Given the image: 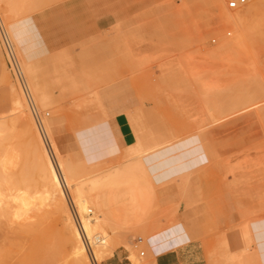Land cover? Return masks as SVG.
Instances as JSON below:
<instances>
[{"label": "rangeland", "instance_id": "374dc122", "mask_svg": "<svg viewBox=\"0 0 264 264\" xmlns=\"http://www.w3.org/2000/svg\"><path fill=\"white\" fill-rule=\"evenodd\" d=\"M9 1L0 6L12 53L0 35V264L21 263L18 246L32 244L37 225L47 236L64 226L58 197L42 202V175L25 169L37 164L28 119L75 227L60 160L87 217L112 239L96 264L179 248L194 253L187 263L264 264V3L243 39L223 26L222 0H14L12 12ZM244 1L236 9L254 0ZM107 110L126 114L132 144L113 142ZM23 194L30 221L18 218Z\"/></svg>", "mask_w": 264, "mask_h": 264}, {"label": "bare ground", "instance_id": "6f19581e", "mask_svg": "<svg viewBox=\"0 0 264 264\" xmlns=\"http://www.w3.org/2000/svg\"><path fill=\"white\" fill-rule=\"evenodd\" d=\"M4 2L5 0H0V6ZM13 2L14 0H12V3L11 2L9 3V4H12L10 9L12 8V6H15ZM223 2H225V0H222V3ZM222 3H220L221 4L220 5L221 6L220 7L221 8L220 17H221V22L223 26L229 28L231 31V33L228 35H231L232 33H234L235 35H239L241 36V38L245 39V34L248 30V26L251 20L254 19V17L258 13L259 7H261V3H264V0H254L244 10H242L241 8L229 10ZM13 10L11 9L10 12H12ZM10 12H9V16L12 15L10 14ZM13 13L16 14V12H13ZM12 31H14V29H12ZM0 35L2 36L3 41L7 46L9 55L12 59V53L10 51L11 50L10 39L1 21V18H0ZM221 39L222 38L220 37V40ZM14 60H12L13 63H14ZM22 79L24 80V78ZM23 80L21 81L19 79L21 83H25L23 82ZM25 88H26L25 90V95H26L27 88H28L27 85ZM26 98L27 100H29L28 101L29 103L28 102L27 103L30 105L31 98H29L28 95H26ZM21 99L23 101V97ZM21 99L18 96L17 97L14 96L13 98V106H14L13 108H15V111L16 112L18 111L19 113L22 112L21 108H23V103H24V102L22 103ZM18 119L22 121L21 120L22 117ZM28 120H29L28 122L27 121L23 122V127L25 130H30V133L32 136L31 138L33 139V145L35 147V150L37 151V157H36L37 164H36V167H34L33 169L31 167H25V169L29 172L31 171L32 173L34 172V170H36L38 174L42 175L43 180H44L43 182L44 189L41 192L42 202H49V201L51 202V199L53 201V198H54L53 196L54 195L57 196L58 201L53 203V208L61 213H64L65 220H64L63 230L57 231V233L53 236H47L44 230L40 228V225H37L34 228L35 240L32 242V244L28 248H25V247L20 248V246H18V249L24 251L23 254L21 255L20 264H48L49 261H52V262L62 261L63 264H91V258L89 256L87 247L82 239L81 233L79 229L77 228V226L75 227V225L73 224V221L70 218L69 213L66 211L65 196L62 190V185H61V181L57 173V170L55 169V166L51 158L49 157V155H47L45 149H43V146L41 145V141L39 140L40 137L37 135V132H35L34 129L32 128V124L30 123L31 119H28ZM19 125H20V122H19ZM58 169L63 177L64 185L67 187V189H70L71 193L73 194V197H74L73 204L75 205L77 212L79 213L81 217L79 219H80L82 231L86 239L90 241V243H92L94 246H96L95 250L92 251L93 258L96 262L102 263L105 261L107 257V251L111 249L109 242L112 239L110 238V235H108V233L106 234V231L101 227L103 224L100 221L94 218H93L94 220H92L91 217L90 218L87 217L88 216L87 213L92 212L88 208L89 202L80 192L79 185L73 182L72 180L73 178L71 179L72 177L70 176L71 170L68 168V166L66 164H63V162L60 160V162L58 163ZM29 175L31 174L29 173ZM14 199L19 200V204H20V212L18 213V216H19L18 218L24 217L25 218L24 220L26 221L32 220V217L28 215V212L30 211L29 210L30 206L33 205V201L29 199V195L23 194ZM35 206L38 207L39 205H35ZM7 210L8 209L4 210V214L7 213L6 212ZM96 231L98 232L100 231L99 233L102 235V238H98L97 236L94 235ZM152 250L151 251L149 250L151 253H149V255H147L144 259H138L136 256H132L131 258L132 263L133 264H153L155 262L156 256L160 254L161 252L157 251L158 253L155 254V252H152ZM141 255L144 256L145 254L141 253Z\"/></svg>", "mask_w": 264, "mask_h": 264}, {"label": "crops", "instance_id": "0c3cea01", "mask_svg": "<svg viewBox=\"0 0 264 264\" xmlns=\"http://www.w3.org/2000/svg\"><path fill=\"white\" fill-rule=\"evenodd\" d=\"M98 7L94 8V13L97 15V17H101L102 14L99 11H95ZM111 13L109 17V22L113 20L114 18H117L118 13L114 12L116 9L111 7ZM107 113L109 115V122H108V129L111 134L113 142L115 144L119 145L121 148L127 147L130 144L134 142V134L131 130V127L128 123L127 117L125 113H117V114H111L108 110ZM117 142V143H116ZM116 146V145H115ZM165 151V150H164ZM160 153V152H159ZM158 154V153H157ZM155 155V154H153ZM152 156V155H151ZM150 157V156H149ZM167 157L161 160L165 161ZM158 162V163H161ZM188 255V256H187ZM194 258V253L192 252H186L185 250H182L181 248L179 249H173L170 251H163L160 254H158L155 258V264H194L195 262H189L187 263V259H192ZM118 261V264H122V262L119 260L117 253L115 252L112 256L111 260H116Z\"/></svg>", "mask_w": 264, "mask_h": 264}, {"label": "built area", "instance_id": "2783aa9c", "mask_svg": "<svg viewBox=\"0 0 264 264\" xmlns=\"http://www.w3.org/2000/svg\"><path fill=\"white\" fill-rule=\"evenodd\" d=\"M238 3H239V4H243V3H244V0H240L239 2H232V3H230V4H229V8H231V9H236ZM79 224H80V225H79ZM77 225H78L77 228L79 229V231H80V233H81V236H82V239H83V241H84V243H85V245H86V247H87V250H88L89 256H90V258H91V263H92V264H96V261L92 258V254H91V251H92L91 243L86 239V237H85V235H84V233H83V231H82L81 223H80L79 221L77 222Z\"/></svg>", "mask_w": 264, "mask_h": 264}]
</instances>
